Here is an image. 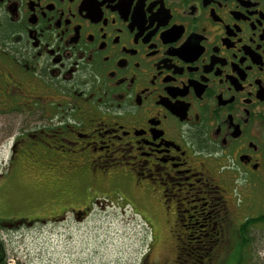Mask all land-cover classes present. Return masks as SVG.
I'll return each mask as SVG.
<instances>
[{
	"label": "flooded vegetation",
	"instance_id": "af4514ba",
	"mask_svg": "<svg viewBox=\"0 0 264 264\" xmlns=\"http://www.w3.org/2000/svg\"><path fill=\"white\" fill-rule=\"evenodd\" d=\"M0 89L64 185L114 170L175 205L186 258L264 209V0H0Z\"/></svg>",
	"mask_w": 264,
	"mask_h": 264
},
{
	"label": "rangeland",
	"instance_id": "374dc122",
	"mask_svg": "<svg viewBox=\"0 0 264 264\" xmlns=\"http://www.w3.org/2000/svg\"><path fill=\"white\" fill-rule=\"evenodd\" d=\"M2 92L0 89V221L10 264H233L241 221L230 228L226 225L228 233L218 242L217 254L209 255L212 250L205 254V250L199 260L186 258L183 233L187 229L177 225L175 205L163 202L152 186L144 191L122 176L112 179V167L111 174L101 170L104 180L74 173L71 180L76 186L64 185L68 178L50 171L56 166L48 161L44 164L31 153L36 152L38 137L21 136L39 134L38 128L24 127H34L43 113L38 108L29 113H3L32 98L23 99L19 89L21 97L8 101ZM25 121L30 124L24 125ZM179 202V210H190L180 212L186 219L193 213L194 203ZM252 205L254 216L264 211L260 199H254ZM194 230L187 231L192 234ZM251 232L255 242L249 255L255 259L250 264H264L262 230L252 228Z\"/></svg>",
	"mask_w": 264,
	"mask_h": 264
},
{
	"label": "trees",
	"instance_id": "16d2710c",
	"mask_svg": "<svg viewBox=\"0 0 264 264\" xmlns=\"http://www.w3.org/2000/svg\"><path fill=\"white\" fill-rule=\"evenodd\" d=\"M260 221H264V217H256L247 220V222L242 226L241 239L239 240L235 255L233 256V258H231L233 264H250V261L253 260L254 256L249 255L250 254L249 252H250V246L253 245L255 242V237L249 234L248 226L254 225ZM179 224L180 223H178V226ZM1 225L2 223L0 221V264H10L6 244L3 239Z\"/></svg>",
	"mask_w": 264,
	"mask_h": 264
}]
</instances>
